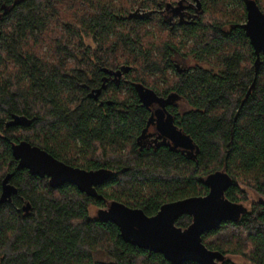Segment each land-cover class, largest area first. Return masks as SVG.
Segmentation results:
<instances>
[{
  "label": "trees",
  "instance_id": "16d2710c",
  "mask_svg": "<svg viewBox=\"0 0 264 264\" xmlns=\"http://www.w3.org/2000/svg\"><path fill=\"white\" fill-rule=\"evenodd\" d=\"M202 1L209 18L189 31L195 44L187 53L209 68L199 64L186 75H167L170 47H178L164 44L162 56L168 63L160 62L153 34L144 27L151 21L129 18L127 12L134 8L120 10L113 0L91 1L89 9L73 15L62 29H56L63 21L61 0H51L53 26L47 29L33 28L39 22L45 25V20L29 7L4 18L0 197L8 174L17 192L0 204V264H170L161 254L126 243L119 228L92 217L91 208L120 202L153 217L165 204L207 196L206 179L216 172L232 179L225 194L229 201L247 202L239 183L264 197V56L256 73V55L243 29L246 0ZM254 1L264 13V0ZM126 21L132 25L124 26ZM83 36L99 47L86 48ZM45 42L50 58V53L40 57ZM123 66L131 67L128 84L104 92L111 105L99 106L79 86L97 88L101 68ZM147 73L167 77V86H153ZM137 85L162 96L174 93L188 103L189 111L173 114L178 128L199 147L196 160L167 148L140 150L138 138L149 114L139 107ZM14 115L29 124L7 127ZM22 141L70 166L104 168L113 176L97 187V197L71 184L52 188L48 178L19 168L12 145ZM192 221V216L183 215L176 226L187 229ZM202 240L209 250L224 255L221 264H264V203L247 209L237 222L224 221Z\"/></svg>",
  "mask_w": 264,
  "mask_h": 264
},
{
  "label": "water",
  "instance_id": "95a60500",
  "mask_svg": "<svg viewBox=\"0 0 264 264\" xmlns=\"http://www.w3.org/2000/svg\"><path fill=\"white\" fill-rule=\"evenodd\" d=\"M246 23L243 25L246 37L256 55V73L260 68L261 56H264V13L254 0H246ZM131 67L123 66L117 71L102 68V71L115 78H121L123 73H129ZM141 101L161 102L153 90L142 85H137ZM104 86L92 92L98 99ZM109 105L112 102L108 103ZM157 128L162 137L169 139L173 144L172 149L186 151L187 158L196 160L200 152L194 140L179 129L174 122V117L168 115L165 121L163 111H157ZM153 116L149 119L147 127L138 138L140 145L144 139ZM25 117L14 115L6 126L28 125ZM12 155L18 162L19 168L26 169L30 175L48 178L52 188L71 184L90 197H97V187L109 181L113 172L108 169L84 170L70 166L28 141L12 145ZM12 178L8 174L2 182L0 204L7 203L17 190L10 184ZM209 194L205 197H192L165 204L153 217H148L143 210L134 209L120 202H112L106 209L98 210L97 218L104 222L116 225L120 230L121 238L140 249L161 254L170 264H221L224 255L220 252L209 250L202 237L206 232L219 227L224 221L237 222L247 213L243 204L234 203L226 199V191L232 185L231 177L224 172H216L206 179ZM30 206L24 207L29 211ZM183 215L193 218L192 224L187 229L178 228L176 221Z\"/></svg>",
  "mask_w": 264,
  "mask_h": 264
},
{
  "label": "flooded vegetation",
  "instance_id": "af4514ba",
  "mask_svg": "<svg viewBox=\"0 0 264 264\" xmlns=\"http://www.w3.org/2000/svg\"><path fill=\"white\" fill-rule=\"evenodd\" d=\"M25 7L31 8L32 12L43 16L45 20V25L40 24V22L34 25V29H47L51 25V0H0V28L3 26L4 18L11 12L20 13ZM206 3L202 0H140L136 3V8L132 12H128L129 18L134 20L144 21H154L158 23V26L164 30H167L169 36L172 39L177 38V42L183 43L186 39H191L192 34L189 32L197 29L200 23L208 21L209 12L206 9ZM18 22V20H17ZM194 28V29H193ZM168 38V36L166 37ZM166 42V40H164ZM171 42H166L165 44H170ZM176 47L177 44L173 43ZM171 53L169 54L168 61L170 72L174 74L186 75L192 73L194 68L198 65H191L192 62H198L197 57L194 54L187 53L185 50L175 49V47H170ZM118 69H114L117 71ZM128 73H123L122 77L115 78L113 75H108L104 71L100 72V84L97 88H91L84 84L79 85L82 90L85 91L88 99L93 102L98 103L99 106H104L105 104L111 102L106 98L104 92H106L112 86L121 87L123 84H128L129 80L126 78ZM104 89L99 95L98 99L93 97L91 94L93 91L102 88ZM136 87L138 93L139 107L144 108L148 114L149 119L153 116V121L150 124L148 131L145 134L144 139L140 143V150L143 149H160L167 148L172 152H179L187 156L186 151L182 149L173 150V144L169 139L162 137L157 128V111L162 110L164 120L168 119V115L174 117L173 112L179 110L178 104L184 101V98L178 96L174 93L168 94L166 96L156 95L162 99L161 102L150 101L145 99L141 101V96L139 89ZM176 125V124H175ZM177 126V125H176ZM178 127V126H177ZM144 128V129H145ZM144 130H142L140 136ZM139 136V137H140Z\"/></svg>",
  "mask_w": 264,
  "mask_h": 264
},
{
  "label": "rangeland",
  "instance_id": "374dc122",
  "mask_svg": "<svg viewBox=\"0 0 264 264\" xmlns=\"http://www.w3.org/2000/svg\"><path fill=\"white\" fill-rule=\"evenodd\" d=\"M91 1H93V4H94V3H96L97 0H89L88 2H86V4H82V2H76L75 3V2H70V1L68 2L66 0H61L60 4L62 6V12H63L62 20L63 21L59 24L60 26H58V28H56V29H62L63 24L66 23L67 21L72 20L73 15H75V14L81 15L84 10L89 9L88 6L90 5ZM132 2H133V0H113V4L118 5L120 10L129 8V7H133L135 10L136 5L129 6ZM123 25L126 27H129L132 24L130 25L129 22L126 21L123 23ZM51 26H53V25H51ZM144 27L147 30H151V33L153 34L152 36L154 37L156 44L158 46V49H156V57H158L160 62H164V61L166 62L167 61V59L164 58V56H162L163 55L162 52L164 50V49H162L163 48L162 46H164V44L166 42L176 43L179 49L185 50L186 52L188 50H190L192 48V46H194V44H195V38L194 37L192 38V41H190L191 39H186L183 43L177 42V38L172 39L171 36L168 35L167 30L160 28L158 26L157 22L151 21L150 23L147 24V26L144 25ZM135 35L137 36L138 33H135ZM167 36H168V38H166ZM164 40H166V42ZM45 43L39 49L40 50V57H45L44 54L50 53L48 43H46V44ZM83 43H84V46L86 48H91L92 51H95L99 47V44L97 43V41H95L91 37L83 36ZM50 55H52V54L50 53L47 58H50ZM119 58H121L120 61H124V57H122V51L119 52ZM167 63H168V61H167ZM190 64L195 66L197 64L199 65L200 63L199 62H192ZM200 65L204 68H209L207 65H204V64H200ZM133 67H135V65H133ZM146 75H149L148 76L149 77L148 82L150 84H152L153 86L155 84H157V87H159L161 89H163L167 86V77L160 76V74H157L155 76V75H152V73H147ZM167 75H175V74L168 71ZM122 95L127 96V94L125 92L122 93ZM178 108H179V110H178L179 113H185V112L190 110V107L185 100L181 101L178 104ZM239 184L247 195L248 200H247V202L244 203V206L248 210H250L253 205H256L259 203H264V197L260 193H258L253 188L248 187L242 183H239ZM90 214L92 217L97 218L98 209L91 208ZM233 259L237 263H246L240 258H233Z\"/></svg>",
  "mask_w": 264,
  "mask_h": 264
}]
</instances>
